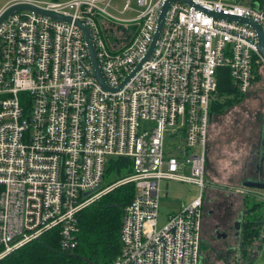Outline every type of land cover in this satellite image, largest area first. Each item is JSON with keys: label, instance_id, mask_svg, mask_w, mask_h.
Returning a JSON list of instances; mask_svg holds the SVG:
<instances>
[{"label": "built area", "instance_id": "obj_1", "mask_svg": "<svg viewBox=\"0 0 264 264\" xmlns=\"http://www.w3.org/2000/svg\"><path fill=\"white\" fill-rule=\"evenodd\" d=\"M14 0L70 16L89 32L109 89L118 88L151 44L166 0ZM172 2L148 59L123 87L104 91L93 76L85 37L73 23L18 10L0 24V260L45 233L59 249L77 245L78 217L115 188L133 185L124 208L120 248L109 264H204L202 201L210 108L219 69L245 94L264 77L255 31L213 12L246 16L264 33V0ZM12 2V3H13ZM112 11H116L115 14ZM122 32L111 47L105 33ZM125 159L131 173L104 188L110 161ZM193 185L198 197L158 227L161 184ZM227 195L264 207V191L228 187ZM85 194H90L84 197ZM253 241L235 264H264V214Z\"/></svg>", "mask_w": 264, "mask_h": 264}, {"label": "rangeland", "instance_id": "obj_2", "mask_svg": "<svg viewBox=\"0 0 264 264\" xmlns=\"http://www.w3.org/2000/svg\"><path fill=\"white\" fill-rule=\"evenodd\" d=\"M5 1L7 0H0V5ZM225 1L244 3L247 0ZM123 2L124 0H112L111 5L119 9L122 7ZM131 8L133 11L123 14V16L135 14V10L137 9L135 0H131ZM111 12L118 14L116 11L111 10ZM105 36L111 47L117 48V46L126 43V41L123 43L120 41L124 38H121L122 32L119 28L113 27L112 30L105 33ZM262 118H264L263 76H260L250 91L243 95L233 92L226 93L221 88L213 97L206 163V180L212 184V188L208 190L202 201L203 227L201 230V238L208 243L212 241L213 221L218 215H223V219L225 220H237L238 216L242 213V218L246 223V221L250 222L253 220L255 216L264 214V207L262 206L256 210L257 208L254 207L253 200L249 201V199H242L239 196L227 195L225 192L228 187H239L240 182L251 174L250 165L254 160V152L260 147ZM128 168L129 166L126 169L123 168L125 172L123 176H116L112 172L109 173L108 170L104 188L111 187L119 180L128 176L130 172ZM161 192L163 198L159 210V228H162L166 224L167 216L171 209L177 206L176 204L180 202L188 204V202L190 203L191 200L197 198L199 194L198 189L193 185L174 182L161 184ZM212 210L214 212L211 213L212 215H209ZM245 225V233L253 228L247 225V223ZM248 238L249 236L245 235L246 246L247 243L249 245L253 241V235L249 240ZM201 253L203 263L211 264L214 259L213 255L208 254L206 248L203 246ZM235 260L236 256L232 258L233 264H235ZM214 262V264H224L220 258H217ZM254 264H261V261H257Z\"/></svg>", "mask_w": 264, "mask_h": 264}, {"label": "trees", "instance_id": "obj_3", "mask_svg": "<svg viewBox=\"0 0 264 264\" xmlns=\"http://www.w3.org/2000/svg\"><path fill=\"white\" fill-rule=\"evenodd\" d=\"M217 74L216 92L222 88L226 93L243 95L231 87L227 70L219 69ZM258 79L259 77L256 76L255 82ZM127 166H129L130 174V161L111 160L109 173L123 176L125 175L123 168L126 169ZM134 194L133 185L119 186L83 209L78 217L75 234L77 245L72 252H61L58 233L51 231L45 233L39 240L6 256L0 260V264H109L119 253L122 213ZM254 207L257 208L255 204ZM253 231L254 228L246 231L248 240L254 234Z\"/></svg>", "mask_w": 264, "mask_h": 264}, {"label": "water", "instance_id": "obj_4", "mask_svg": "<svg viewBox=\"0 0 264 264\" xmlns=\"http://www.w3.org/2000/svg\"><path fill=\"white\" fill-rule=\"evenodd\" d=\"M174 1H182L185 2L189 5H193L194 7H196L197 9H201L200 6H198L197 4H195L192 0H166L162 7H161V11L158 15V20H157V24H156V29L151 41V44L148 48L147 53L145 54V56L143 57V59L141 60V62L136 66V68L129 74V76L122 82V84L116 88V89H109L103 79V76L101 74V71L98 67L97 61H96V57H95V51L90 39V35L89 32L87 30V28L85 26H83L79 21H75L72 20L70 18V16H64L62 14H58V13H54V12H50V11H46L43 10L41 8H38L36 6H33L31 4H27V3H18V2H13L10 3L9 5H7L1 12H0V24L8 18V16L18 10H30L36 13H40V14H44L47 16H50V18L55 19V20H59V21H63V22H67V23H73L76 27H78L81 32L83 33L86 43H87V48H88V55H89V59L92 65V69H93V76L96 79V81L98 82V84L100 85V87L107 92H115L120 90L123 85H125L127 83V81H129V79L136 73V71H138L140 69V67L146 62L148 61V59L150 58L156 43L159 39L160 33L162 31L163 28V24H164V20H165V16H166V12L167 9L169 7V5L174 2ZM214 16H217L218 19H222L225 21H229V22H235V23H239V24H243V25H247L249 27H251L257 36V51L260 54V56L262 57V59L264 60V33L262 30V27L255 21L246 18V16H236V15H226L223 13H218V12H213L211 13ZM242 188L245 189H251V190H260V191H264V181L260 180V179H252V178H246L243 179L240 184H239ZM90 194H85L84 197H88Z\"/></svg>", "mask_w": 264, "mask_h": 264}, {"label": "flooded vegetation", "instance_id": "obj_5", "mask_svg": "<svg viewBox=\"0 0 264 264\" xmlns=\"http://www.w3.org/2000/svg\"><path fill=\"white\" fill-rule=\"evenodd\" d=\"M261 121L260 147L254 152V160L250 165L251 174L248 178L264 181V118H262ZM213 212L212 210L209 215H212L211 213ZM242 216L243 214L241 213L237 220H225L223 219V215H218L213 221L211 232L213 235L211 238L212 241L208 243L205 240L206 243L204 239L201 238V250L203 246L206 248L208 254L213 255L214 259L211 264H214L217 258L222 259L224 264H233L232 258H234V256L243 257L245 253V224L247 223L249 226L255 225L258 216H255V218L252 217L253 220L250 222L246 221V223Z\"/></svg>", "mask_w": 264, "mask_h": 264}, {"label": "crops", "instance_id": "obj_6", "mask_svg": "<svg viewBox=\"0 0 264 264\" xmlns=\"http://www.w3.org/2000/svg\"><path fill=\"white\" fill-rule=\"evenodd\" d=\"M14 1V0H7V1H5V2H3L1 5H0V12L7 6V5H9L10 3H12V2ZM166 195V194H165ZM193 200H191L190 202H192ZM183 203H185V202H180L179 204H176L177 206L174 208V209H171V211H170V213H172V212H174V211H176L178 208H179V206H180V204H183ZM189 203V202H188ZM186 204V203H185ZM258 209H260V208H258ZM258 209H256V210H258ZM256 210H255V212H256ZM254 212V213H255ZM169 213V214H170Z\"/></svg>", "mask_w": 264, "mask_h": 264}]
</instances>
